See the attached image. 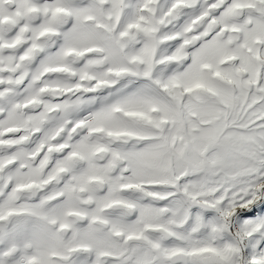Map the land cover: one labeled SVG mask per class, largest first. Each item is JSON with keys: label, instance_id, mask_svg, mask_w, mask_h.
<instances>
[{"label": "snow or ice", "instance_id": "6c2138e0", "mask_svg": "<svg viewBox=\"0 0 264 264\" xmlns=\"http://www.w3.org/2000/svg\"><path fill=\"white\" fill-rule=\"evenodd\" d=\"M0 264H264V0H0Z\"/></svg>", "mask_w": 264, "mask_h": 264}]
</instances>
